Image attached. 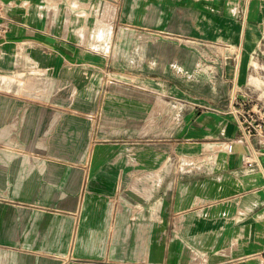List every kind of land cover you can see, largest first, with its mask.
<instances>
[{
  "label": "crops",
  "instance_id": "obj_1",
  "mask_svg": "<svg viewBox=\"0 0 264 264\" xmlns=\"http://www.w3.org/2000/svg\"><path fill=\"white\" fill-rule=\"evenodd\" d=\"M1 2L0 264H263L264 151L228 104L264 113V0ZM198 37L205 98L108 88L204 65Z\"/></svg>",
  "mask_w": 264,
  "mask_h": 264
},
{
  "label": "rangeland",
  "instance_id": "obj_2",
  "mask_svg": "<svg viewBox=\"0 0 264 264\" xmlns=\"http://www.w3.org/2000/svg\"><path fill=\"white\" fill-rule=\"evenodd\" d=\"M199 40L202 44L197 45V63H203L204 65L199 66L197 68L193 69H187V70H179V69H171V70H162V69H130V68H124V69H109L107 70L109 73H111L110 82L108 85V88L113 90L114 89V83L115 78L114 76L122 75L124 80H129L131 78L138 79L134 81L132 85L128 83H125L124 81V91L129 93L132 91H146V87L150 86L147 85L146 80L147 78H155L156 82L159 78L166 77L169 81H167L170 87L175 88H181V90L186 91L188 97L191 95H197L201 98H205L207 94L210 91V88L212 85L214 86H220L219 88H222V84L225 85L227 74H225V70H223V73L221 74V70L213 69L208 67L212 62H214V59H216V56L211 54L210 52V38L206 37H198V38H188V40ZM127 40L129 41L130 38H123V41ZM139 41L141 43H145V38H139ZM126 43V41H124ZM139 49V57H141V60H146V54L147 49L146 45L138 47ZM189 48V45H188ZM126 55L127 54H123ZM220 56L221 60H227L226 52H222L220 50ZM131 59V58H129ZM130 64V63H129ZM175 85V86H174ZM158 86L155 85V88ZM225 87V86H224ZM231 102L228 104V109L230 107Z\"/></svg>",
  "mask_w": 264,
  "mask_h": 264
},
{
  "label": "built area",
  "instance_id": "obj_3",
  "mask_svg": "<svg viewBox=\"0 0 264 264\" xmlns=\"http://www.w3.org/2000/svg\"><path fill=\"white\" fill-rule=\"evenodd\" d=\"M3 8V3L0 0V40L4 39L7 30V26L1 21ZM229 111L235 118L242 139L250 143L253 138H256L261 150L264 151V113L253 110L249 106V102L239 100L231 101ZM231 150L232 148L229 146L228 151ZM256 153L253 150L252 155L243 159L245 169L253 170L258 165ZM260 256L264 264V246Z\"/></svg>",
  "mask_w": 264,
  "mask_h": 264
}]
</instances>
